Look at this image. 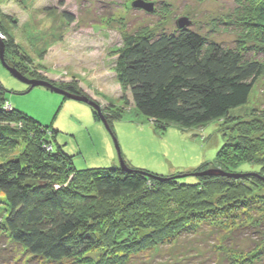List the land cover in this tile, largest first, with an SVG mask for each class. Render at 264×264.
I'll return each mask as SVG.
<instances>
[{"label":"trees","instance_id":"1","mask_svg":"<svg viewBox=\"0 0 264 264\" xmlns=\"http://www.w3.org/2000/svg\"><path fill=\"white\" fill-rule=\"evenodd\" d=\"M233 1L223 23L240 28L234 48L188 27L142 29L117 55L116 79L156 134L222 126L215 160L195 169L165 177L120 155V167L76 170L59 131L9 107L0 85V156L22 148L0 162V238L15 264H264V109L239 115L264 75L247 56L252 45L264 54V0ZM0 36L25 76L30 57ZM76 87L60 89L78 97ZM121 117H104L110 133ZM243 164L259 172H236Z\"/></svg>","mask_w":264,"mask_h":264},{"label":"rangeland","instance_id":"2","mask_svg":"<svg viewBox=\"0 0 264 264\" xmlns=\"http://www.w3.org/2000/svg\"><path fill=\"white\" fill-rule=\"evenodd\" d=\"M142 2L152 4L150 12L142 8ZM234 9L233 0H64L62 4L59 0H0L1 29L8 35V42L19 45L32 62L23 78L49 83L58 90L60 86L75 84L78 97L94 103L103 120L108 114L121 113L122 117L113 123L112 134L88 104L44 87L31 90L3 65L6 60L9 69L14 70L13 66L23 59L6 51L0 36V85L6 91L4 97L9 107L59 131L56 143L74 156L76 170L120 167V155L132 168L165 177L211 163L223 145L219 122L190 132L174 127L156 134L147 119L136 114L114 72L126 38L142 29L170 32L179 29L180 24L234 48L240 28L223 23L233 16ZM252 46L257 50L256 45ZM255 50L247 56L264 64V54ZM255 107L264 109V75L239 115L245 117ZM21 153V147L9 150L0 156V162ZM235 171L254 173L259 168L243 164ZM213 248H205L204 255L213 258ZM16 252L17 248L8 249L0 238V264H15ZM199 263L210 261L203 259Z\"/></svg>","mask_w":264,"mask_h":264},{"label":"water","instance_id":"3","mask_svg":"<svg viewBox=\"0 0 264 264\" xmlns=\"http://www.w3.org/2000/svg\"><path fill=\"white\" fill-rule=\"evenodd\" d=\"M151 7H152V4H145L144 2H142V8H145L149 12L151 11ZM181 21H183V19H181ZM178 27L179 28H182L180 24H178ZM2 53H3V46H2V43L0 42V57H2ZM6 69L10 72V74L15 79H17L18 81H20V82L28 85L30 87V89H33V88H36V87H44V88H47V89L55 92L56 94H59L61 96H64L66 98H69V99H72V100H75V101H80V102L86 103L89 106H91L92 108H94L97 111V115L99 116V109H98V107L94 103H92L91 101H89L88 99L67 94L64 91H61V90H58V89L54 88L52 85H50L49 83H46V82L28 81L25 78L21 77L19 74H17L14 70H11L9 68H6ZM99 117H100V120H102L104 122V120L101 118V116H99ZM210 173H212V172H210ZM232 177H236V176H232Z\"/></svg>","mask_w":264,"mask_h":264},{"label":"bare ground","instance_id":"4","mask_svg":"<svg viewBox=\"0 0 264 264\" xmlns=\"http://www.w3.org/2000/svg\"><path fill=\"white\" fill-rule=\"evenodd\" d=\"M22 75V74H21ZM32 90V89H31Z\"/></svg>","mask_w":264,"mask_h":264}]
</instances>
